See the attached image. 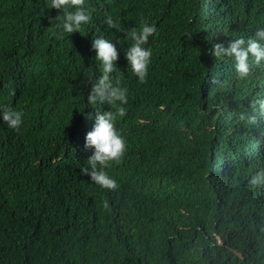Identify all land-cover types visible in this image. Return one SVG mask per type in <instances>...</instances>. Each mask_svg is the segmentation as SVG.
<instances>
[{
	"label": "trees",
	"instance_id": "16d2710c",
	"mask_svg": "<svg viewBox=\"0 0 264 264\" xmlns=\"http://www.w3.org/2000/svg\"><path fill=\"white\" fill-rule=\"evenodd\" d=\"M86 3L92 22L61 35L50 0H0V109L23 113L19 131L0 118V264H264V184L248 183L264 168V62L238 80L211 55L264 27V0ZM142 20L157 28L143 84L125 59ZM98 37L119 42L111 80L128 89L115 191L80 172L96 110L115 112L87 102Z\"/></svg>",
	"mask_w": 264,
	"mask_h": 264
},
{
	"label": "clouds",
	"instance_id": "9594fccd",
	"mask_svg": "<svg viewBox=\"0 0 264 264\" xmlns=\"http://www.w3.org/2000/svg\"><path fill=\"white\" fill-rule=\"evenodd\" d=\"M50 9H56L62 14L52 18L50 22L59 20L58 28L64 33L72 34L79 32L82 25L92 22L93 9L86 3V0H50ZM74 9V10H72ZM105 23L108 28L124 31L118 21L111 17L106 18ZM157 32L154 24L141 21L139 29L132 28L127 31L132 43L125 50V59L130 66L131 72L138 78V82L146 83L148 68L151 61L152 51L145 47L149 37ZM117 43L104 37L95 38L92 42V49L95 50V59L101 62L102 75L91 83V90L87 95L89 105L97 103L115 108L103 111L96 110L94 124L85 135L84 148L93 149L92 154L87 158V166L80 167L83 175L90 177L91 182L106 190L115 191L119 188L117 181L112 178L107 169L114 162L119 164L127 152L126 138L116 127L117 117H124L126 109L123 105L128 102V89L121 86L119 80L112 83L111 74L116 70V62L120 52ZM211 55L216 60L229 57L233 61V68L238 80H245L252 75L253 66H261L264 62V27H258L251 37L239 36L231 39L225 47L222 43H214ZM225 81L219 76H213L210 84L223 88ZM261 108L264 109V101H260ZM0 118L10 129L19 131L23 123V113L4 106L0 109ZM87 118H91V114ZM240 120L247 119L249 124H255L256 118L241 113ZM248 183L252 186L264 184V168L253 174ZM103 207L108 208V200L103 201Z\"/></svg>",
	"mask_w": 264,
	"mask_h": 264
}]
</instances>
